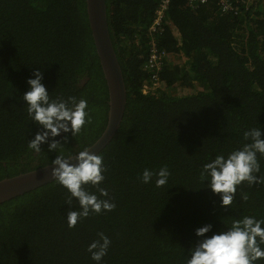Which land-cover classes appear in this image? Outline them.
Masks as SVG:
<instances>
[{"label": "trees", "instance_id": "16d2710c", "mask_svg": "<svg viewBox=\"0 0 264 264\" xmlns=\"http://www.w3.org/2000/svg\"><path fill=\"white\" fill-rule=\"evenodd\" d=\"M161 0H105L110 37L122 68L126 105L119 129L97 155L105 179L85 185L108 191L116 207L90 214L74 227L79 210L56 180L0 204V264H96L88 246L103 233L111 240L100 264H185L199 241L196 229L226 231L234 219H264V183L237 187L222 208L200 172L215 156L242 147L243 134L264 132V0L190 4L169 0L152 33L159 50L185 57L163 60L160 85L144 92L155 70L145 64L149 26ZM176 31V32H175ZM39 70L51 99L87 101V122L73 137L62 133L50 151L28 148L40 131L27 116L23 94ZM179 86L196 91L178 95ZM108 93L88 23L85 0H0V180L85 149L102 134ZM68 135V140L64 136ZM264 176V156L258 154ZM167 166L168 184L141 182L145 169ZM247 196V200L243 199ZM256 264H264L260 259Z\"/></svg>", "mask_w": 264, "mask_h": 264}, {"label": "clouds", "instance_id": "9594fccd", "mask_svg": "<svg viewBox=\"0 0 264 264\" xmlns=\"http://www.w3.org/2000/svg\"><path fill=\"white\" fill-rule=\"evenodd\" d=\"M34 78L27 79L28 91L22 100L25 103L27 116L35 122L40 131L28 143V148L35 152L41 151V144L48 143L50 151H56L61 143L54 138L62 133L71 134L73 137L89 121L86 120L87 101L75 97L67 100L51 99L43 81V74L37 70ZM242 147L229 153L227 156L220 154L210 162L205 163L200 172L203 182L213 194L220 197V206L226 208L232 205L237 187L243 182L249 186L264 183V176L257 175L261 171L258 154L264 156V132L261 128H252L243 134ZM68 140V135L64 136ZM75 160V163L72 161ZM51 176L69 193L66 204L71 207L73 199L78 202L79 210L67 212L68 227H74L80 220L90 214L110 212L116 205L108 197V191L99 189V197L89 193L85 185L98 186L104 181L103 157L85 149L75 155L67 157L57 155L52 160ZM170 171L167 166H162L158 171L145 169L140 177L141 182L150 184L155 177V186L163 188L168 184ZM243 199L247 200V196ZM212 231V225L207 224L196 229L195 235L199 237L198 243L189 249L185 257V264H256L264 259V219L253 216H244L234 219L227 226L226 231L207 234ZM111 240L103 233L99 239L88 246L91 259L100 264L107 255Z\"/></svg>", "mask_w": 264, "mask_h": 264}, {"label": "water", "instance_id": "95a60500", "mask_svg": "<svg viewBox=\"0 0 264 264\" xmlns=\"http://www.w3.org/2000/svg\"><path fill=\"white\" fill-rule=\"evenodd\" d=\"M85 2L91 36L108 93L106 126L93 144L85 148L94 154H99L110 143L120 127L126 105V86L108 30L105 0H85ZM72 163H75V160ZM51 164L1 179L0 204L53 181Z\"/></svg>", "mask_w": 264, "mask_h": 264}, {"label": "built area", "instance_id": "2783aa9c", "mask_svg": "<svg viewBox=\"0 0 264 264\" xmlns=\"http://www.w3.org/2000/svg\"><path fill=\"white\" fill-rule=\"evenodd\" d=\"M190 4H202L207 2L208 0H189ZM220 3L222 5V8L225 11H230L233 9V4L229 0H220ZM169 0H161L158 7L156 8L155 11V17L152 21V24L148 28V32L150 35V40H149V53L147 55V60H146V68L150 70H155L157 73H155L152 78L153 80L152 83L144 85V92H148L151 90H154L156 87L160 85V81L158 78V71L162 65L163 60H166L169 54H167L163 50H159L158 47L156 46L154 37L152 33L161 25L163 22V19L165 18V13L168 8ZM176 32V31H175Z\"/></svg>", "mask_w": 264, "mask_h": 264}, {"label": "rangeland", "instance_id": "374dc122", "mask_svg": "<svg viewBox=\"0 0 264 264\" xmlns=\"http://www.w3.org/2000/svg\"><path fill=\"white\" fill-rule=\"evenodd\" d=\"M168 60H170L171 62L173 63H182L185 59V57H181V56H178V55H170L167 57ZM196 91L195 88H192L191 86H179L175 89V92L180 95V94H187V93H190V92H194V90Z\"/></svg>", "mask_w": 264, "mask_h": 264}]
</instances>
